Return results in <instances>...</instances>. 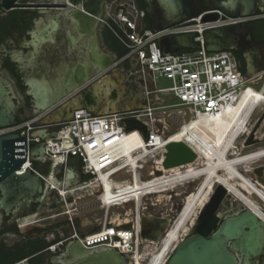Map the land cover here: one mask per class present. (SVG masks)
Instances as JSON below:
<instances>
[{
    "label": "built area",
    "instance_id": "2783aa9c",
    "mask_svg": "<svg viewBox=\"0 0 264 264\" xmlns=\"http://www.w3.org/2000/svg\"><path fill=\"white\" fill-rule=\"evenodd\" d=\"M107 7L105 19L101 23L127 50L124 57L114 62L113 70L120 62L134 63V68L130 67L127 75L129 79L136 76L131 80H137L135 85L143 95L142 105L136 109L103 115L79 109L73 112L69 121L48 127L38 125L44 117V114H39L23 120L15 127L0 129V137L16 134L24 138L26 164L21 170H32L43 180L50 181L51 175L42 176L32 169L30 162L32 144L40 143V139L32 138V135L48 129L49 135L44 141L41 159L55 164L65 174L72 172L74 179L78 178L76 168H70L69 164L71 160H76L80 164L81 174L89 177L86 181L77 182L79 187L86 189L94 186L90 190L93 200L89 202H82L80 197L72 198V190L78 187H71L65 179L59 181L54 175V182H47L48 191L62 201L63 210L60 214L67 215L70 226L74 225L70 214H78L92 207L104 214L97 231L74 232L65 238L61 237L60 243L77 241L86 249H115L130 264L135 256H139L142 264H145L141 252L145 247L140 237L138 211L133 215L135 220L132 219L126 226L112 222L109 212L119 206L115 203L122 201L123 194L130 192L133 185L145 187V183L158 180L159 177L154 176V171L159 167L156 159H164L169 136L199 118L217 116L228 105L233 106L249 88L255 90L256 83L261 81L260 76L245 79L234 52H207L204 34L210 30L248 23L258 16L232 18L216 10L154 32L144 27L145 14L137 9L134 0H114L113 5ZM206 15H215L216 19L204 21ZM183 35H193V42L199 49L175 53L160 50L159 41ZM159 79L169 81L171 86L158 89L156 83ZM257 91L264 93V83ZM165 97H172L175 103L168 104ZM133 121L145 125L146 131L132 130ZM135 135L141 138L142 146L138 145L139 140ZM105 186L109 187L108 191ZM142 201L141 197L144 211ZM128 204L132 203H121L120 206ZM55 248L52 245L48 251L54 253ZM24 263L22 261L19 264Z\"/></svg>",
    "mask_w": 264,
    "mask_h": 264
},
{
    "label": "water",
    "instance_id": "95a60500",
    "mask_svg": "<svg viewBox=\"0 0 264 264\" xmlns=\"http://www.w3.org/2000/svg\"><path fill=\"white\" fill-rule=\"evenodd\" d=\"M18 0H2L1 9L9 10ZM105 0H82L77 6L75 17L80 26V32L85 34L97 28L105 19ZM146 12L152 23L154 32L181 24L191 19L211 12L221 11L228 17H257L264 18V0H143ZM72 10V9H70ZM259 14V15H258ZM204 21H213L215 15H206ZM46 31H33L29 35L26 49L37 51L43 45ZM193 35L171 37L159 41V48L164 53H175L182 50L195 51L199 49L193 42ZM205 48L209 53L224 51L235 52L237 48L243 51L245 59V79H252L264 74L262 45L255 42L247 23L228 28L210 30L204 34ZM98 59V65L92 70L83 62L75 76L67 75L57 82L56 88L40 90L33 94L34 107L37 115L55 109L44 115L40 127H48L71 119L74 111L86 109L94 115L117 112L109 107L105 112L102 107L107 98H111L113 106L119 101L118 92L123 89L125 76L113 70L115 57L106 54L103 57L93 55ZM240 68V63H238ZM112 77L118 85L108 94L104 92V80ZM100 94V95H99ZM14 95L10 84L0 77V129L12 128L17 125L14 114ZM75 101V103H74ZM79 102V106L76 105ZM262 118L255 124L259 127ZM131 129L146 131V126L133 121ZM49 130L35 132L32 138H39V144H32L30 159L39 162L44 153V141L48 138ZM25 139L16 134L0 137V220L9 217L24 205H38L48 191L49 179L43 180L32 170L22 171L26 164ZM163 154L161 170L154 171L155 177H160L163 171H169L192 164L197 159L195 150L186 143L169 142ZM53 175V173L51 174ZM66 182L74 180L72 172H66ZM264 187V177H257ZM69 189V186L65 187ZM228 196L227 190L216 185L208 202L198 213L194 226L182 238V242L173 250L167 264H236L234 254L240 253L245 260L256 258L264 249L263 233L264 220L254 211L238 208L223 220L217 215L219 207ZM180 210V209H179ZM172 219L163 216L142 215L140 219V237L142 240L159 242L171 225ZM67 255L79 259L77 264H122L121 254L110 248L86 249L80 242H70L65 255L52 260L58 264H72Z\"/></svg>",
    "mask_w": 264,
    "mask_h": 264
},
{
    "label": "flooded vegetation",
    "instance_id": "af4514ba",
    "mask_svg": "<svg viewBox=\"0 0 264 264\" xmlns=\"http://www.w3.org/2000/svg\"><path fill=\"white\" fill-rule=\"evenodd\" d=\"M81 1L18 0L12 9H1L0 77L6 80L12 88L17 125L25 119L37 116L38 110L34 107V92L42 89L52 91L53 88H56L57 82L65 76H75L83 62H86V66L90 70H92V66L97 67L99 62L97 58L96 60L92 59L93 55L103 57L109 53L113 54L102 23L85 34L80 32L75 12ZM1 2L2 0H0ZM113 3L114 0L104 1L105 14L107 6L113 5ZM255 24L259 26L258 28H262L264 18L258 16L257 19L248 22L247 26L251 30V25L256 26ZM42 30L46 31V37L43 38L44 42L41 48L37 51L26 49L25 44L29 41L30 33ZM252 35L255 42L263 47L261 54L264 61V37L260 38L253 32ZM234 53L240 56V60H238L240 70L242 67L245 69L243 51L237 48ZM114 57V62L120 60L116 55ZM130 67L134 68L133 62L123 61L116 66L114 71L121 72L126 78L123 84L125 92L123 97L135 98L136 105L140 106L143 103V95L135 91L129 83L127 72L131 69ZM133 76L135 79L136 76ZM129 104V102L121 100L116 104V108L118 111L136 109L135 106H129ZM56 108L41 114H50ZM263 114L264 110L256 117L253 115L250 117L246 132L234 144L237 156L249 155L264 149V117L260 126L255 128V124ZM30 162L32 169L42 176H49L51 169L59 170L55 164L44 162L42 159L39 162H33L30 159ZM70 163H77V161L71 160ZM237 170L242 176L258 186L257 177H264V162L249 169L239 166ZM74 180L77 181V178ZM69 183L71 186L77 184H72V181ZM260 207L264 211V208ZM62 210V205L58 204L57 198L51 196V193L47 191L38 205H24L9 217L1 219L0 264H19L22 261L25 262L24 264H53V259L65 255L70 242L60 243L59 239L79 232L81 226L78 214L71 217L74 222L73 226H70L68 218V223H63L65 216L60 214ZM45 211L48 216L41 218ZM219 211L220 207L217 215L223 220L235 210H229L222 216H219ZM95 225L92 223L90 227L94 228ZM193 226L194 224L191 227ZM262 236L264 241V233ZM181 242L182 239L173 245L163 264H167L171 253ZM52 245L56 246L54 253L48 251ZM23 254H26L24 259L15 261L19 255ZM67 257L72 264L80 262L79 259H74L70 255ZM234 257L236 264H264V249L261 254L251 260L246 261L240 253L234 254ZM121 261L122 264H129V260L123 255H121ZM58 264H65V262L61 260Z\"/></svg>",
    "mask_w": 264,
    "mask_h": 264
},
{
    "label": "bare ground",
    "instance_id": "6f19581e",
    "mask_svg": "<svg viewBox=\"0 0 264 264\" xmlns=\"http://www.w3.org/2000/svg\"><path fill=\"white\" fill-rule=\"evenodd\" d=\"M110 78L108 77L104 80V84L107 88H110ZM115 84H117V82ZM119 86L120 85L117 84L116 89H118ZM111 87L112 88L109 90L106 87L104 89V92L106 91L105 94L107 93L106 98L114 88V85ZM107 99L109 100H107L104 107H102L103 111L106 112L109 107H113V110L116 109V106H113V102L110 101L111 98ZM76 105L79 106V102H76ZM259 107H264L263 91H255L249 88L233 106L228 105L217 116L213 118H199L192 121L190 125L183 127L178 132L173 133L169 136L168 143L181 142L188 144L197 153L196 161L185 167L163 171V174L160 176L162 177L161 179L157 177V181L145 183V187H141L138 184L131 185L132 190L123 194L124 197H122V201L115 203V205L119 206L121 203H135L134 206L137 208H134V213L136 210L138 211L137 218L140 225L142 215L150 216L148 214H141L143 210L140 203L141 197L144 199L149 196L157 195L158 199L162 200L165 198L163 194L171 192L177 186H183L184 184L197 180L201 181L193 193L187 194L184 204L182 205L183 208L181 206L177 213L179 215H176V217L172 219L171 225L167 228L160 241L156 243L143 240L145 248L141 252L145 264H163V261L171 251L173 245L181 240L194 224L199 211L204 204L208 202L216 185L223 186L227 190L228 195H231L242 206L254 211L264 220L263 209L251 198L252 196L257 197L264 208V187L259 184L258 181H256L258 186L253 184V182L242 176L237 170L239 166H244L245 169H249L250 165L264 159V149L249 155L237 156L234 146L235 140L237 138L239 139V137L246 132L250 117ZM134 137L138 138V145L142 146L141 138L136 135ZM163 160L164 159H156L157 167L159 166L157 168L158 170L162 169ZM50 178L54 182V175ZM76 186L78 188L72 190L71 195L85 190H93L94 187L91 186L86 189L76 184L73 188ZM116 186L120 187V185ZM105 189L108 191L109 187L105 186ZM166 199H169V197ZM105 200H107V198H105ZM70 216H72V214H70ZM128 220V217L124 218V221ZM133 220L135 219L133 218ZM151 247H153V249L155 248L153 253L151 252ZM131 264H142L139 256H135Z\"/></svg>",
    "mask_w": 264,
    "mask_h": 264
},
{
    "label": "rangeland",
    "instance_id": "374dc122",
    "mask_svg": "<svg viewBox=\"0 0 264 264\" xmlns=\"http://www.w3.org/2000/svg\"><path fill=\"white\" fill-rule=\"evenodd\" d=\"M101 25H102V28L104 29L105 32L106 31L109 32L103 24H101ZM260 78H261V81L256 83L257 85L255 84L256 85V87L254 88L255 91L260 90L263 83H264V75H261ZM131 79H133V78H130L129 83L132 85V87L134 88L135 91L139 92L137 89V85H135L137 80L134 82V80L132 81ZM156 86L158 89H164V88H169L171 86V83L165 79H159L156 83ZM164 100L168 104H174L175 103V101L172 97H165ZM136 102H137V100H136ZM263 110H264V107H259L258 109L255 110L253 116L256 117ZM237 139L235 140L234 144H236V141H238ZM262 162H264V159L258 161L255 164L250 165V167H253L256 164H260ZM73 168L75 169V167H73ZM58 169L59 170H55V169L52 170L51 169V172L49 173V175H51L53 173V175L57 176L58 180H61L60 177H62V178L64 177L65 171L59 167H58ZM75 172H76L78 178H77V181H75V180L72 181V184H76L80 180L79 179L80 176H79L77 170H75ZM200 182H201L200 180H197L194 182L184 184L183 186H177L171 192H166V194H163V196H165V198H163L162 200H159L157 195L144 198L142 201L143 206L145 208L144 211L142 210L143 214H148V215L157 214L158 216H165L166 215V217H169L170 219H174V217H176V215H179L177 213H178L179 209L181 208V206L184 204V200L187 197V194L193 193L197 189V187L199 186ZM71 187H73V186H71ZM91 191L85 190V191H82L80 193L73 194L74 196L72 198L80 197L83 199L82 202L92 201L93 198L90 196ZM51 196L56 197L58 200V204L62 205V201H60L59 198L55 194L51 193ZM168 197H169V199H166ZM72 198H70V199H72ZM251 198L255 203L262 206V203L260 202V200L257 197L252 196ZM48 203H49V201H48ZM134 204L135 203L132 202V204L124 205L122 207L118 206L116 208L111 209L109 212V219L114 223L130 222L134 218L133 215H135ZM182 208H183V206H182ZM238 208H242V205L239 202H237L231 195H228V196H226L222 205L220 206L219 216H222L225 212H228L229 210H233V209L236 210ZM46 216H48L47 211L44 212V214L42 215L41 218H45ZM78 216H79V219H80V222L82 223V225L86 224V226H87V227H80L79 232L80 233H90V232H92V229H93L90 227L91 226V224H89L91 222L90 220H93L92 221L93 224H96L94 229L98 228V224L102 220L104 214L99 209L92 207V208L81 211L80 213H78ZM125 217L126 218L128 217L129 220L124 221ZM64 218H65L64 219L65 221H63V223L67 224L68 223L67 217L65 216ZM147 245H149V244H147ZM151 248H152V250L151 249L150 250L153 253L155 251V248L154 249H153V247H151Z\"/></svg>",
    "mask_w": 264,
    "mask_h": 264
},
{
    "label": "trees",
    "instance_id": "16d2710c",
    "mask_svg": "<svg viewBox=\"0 0 264 264\" xmlns=\"http://www.w3.org/2000/svg\"><path fill=\"white\" fill-rule=\"evenodd\" d=\"M217 1L221 2V1H225V0H217ZM134 2H135V5H136L137 9L142 11V12H144V14H145L144 20H143L144 27L146 29L152 30V23H151V21L149 19V16L147 15L146 5H145L144 1L143 0H134ZM255 25L256 26L251 25V30H252L253 34L256 35V36H259L260 38L264 37V24H262L263 25L262 28H258L259 26H257V24H255ZM106 37L108 38V41L110 42L111 51L114 53V55L117 56V58L120 59V58L124 57L127 54V50L118 42V40L110 32L106 31ZM234 55L237 57V60H240V56H238L236 53H234ZM240 71H241V73L243 75H245L244 67H242V69ZM69 166L76 168V170L78 171L79 176H80V178H79L80 181H86V180L89 179V177L83 176L81 174V172H80V164L79 163H70ZM61 178L62 177H60V179ZM97 230H98V228H95V229L92 230V232H95ZM92 232H90V233H92ZM25 257H26V254L19 255L18 258H16L15 261H21Z\"/></svg>",
    "mask_w": 264,
    "mask_h": 264
},
{
    "label": "crops",
    "instance_id": "0c3cea01",
    "mask_svg": "<svg viewBox=\"0 0 264 264\" xmlns=\"http://www.w3.org/2000/svg\"><path fill=\"white\" fill-rule=\"evenodd\" d=\"M110 82L112 83H110V87L112 86V85H114V87H116L117 86V84H115L116 82L114 81V79H112V78H110ZM125 82V81H124ZM124 84V83H123ZM108 90L110 89V88H107ZM100 95V94H99ZM125 95V92H124V88L123 89H120L119 90V92H118V97H119V101H121V100H124V101H127V102H129L130 104H129V106H135V108H139V106H137L136 105V99L135 98H132V99H130V98H128V97H126V98H124L123 96ZM132 107V108H133ZM116 110H117V108H116ZM70 168H72L71 166H70ZM50 181H52L51 180V178H50ZM53 182V181H52ZM152 216H158L157 214H154V215H152ZM163 217H166V215L165 216H163ZM91 222L89 223V224H92L93 222V220H90ZM122 223V225H124V226H126V225H128V222H121ZM80 225H81V227H87L86 226V224H84V225H82V223L80 222ZM94 229V228H93ZM92 229V230H93Z\"/></svg>",
    "mask_w": 264,
    "mask_h": 264
}]
</instances>
